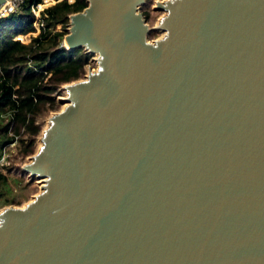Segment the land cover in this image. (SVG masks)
<instances>
[{
    "label": "water",
    "instance_id": "obj_1",
    "mask_svg": "<svg viewBox=\"0 0 264 264\" xmlns=\"http://www.w3.org/2000/svg\"><path fill=\"white\" fill-rule=\"evenodd\" d=\"M88 2L66 38L98 67L0 212V264H264V0L158 2L153 29L146 0Z\"/></svg>",
    "mask_w": 264,
    "mask_h": 264
},
{
    "label": "trees",
    "instance_id": "obj_2",
    "mask_svg": "<svg viewBox=\"0 0 264 264\" xmlns=\"http://www.w3.org/2000/svg\"><path fill=\"white\" fill-rule=\"evenodd\" d=\"M33 1L26 0L19 13L0 20V153L17 140L24 157L36 152L42 131L38 119L59 109L61 87L81 79L92 60L84 48L68 50L62 45L70 16L84 11L88 0H54L43 11L44 28L24 44L15 38L35 32ZM8 186L0 173V187Z\"/></svg>",
    "mask_w": 264,
    "mask_h": 264
},
{
    "label": "rangeland",
    "instance_id": "obj_3",
    "mask_svg": "<svg viewBox=\"0 0 264 264\" xmlns=\"http://www.w3.org/2000/svg\"><path fill=\"white\" fill-rule=\"evenodd\" d=\"M163 1L166 0H146V2L140 6L139 12L145 15L146 24L150 29L157 27L161 22L162 18L166 15L165 12L155 10L157 3ZM55 3L56 1L54 0L43 1L42 6L44 9H46L50 6H53ZM58 30H61V27H58ZM69 34L70 25L68 28L67 35ZM165 34V32L160 30H152L147 35L148 42H154L156 40L162 39ZM29 36L27 35V37L22 39V41L25 42L24 44H28L31 42L33 36ZM66 36L64 37L62 42V45L65 48H67L65 45ZM16 38H18V36ZM90 55L92 56V60L91 65L89 67H91L92 70H96L98 67L96 63L97 56L95 54ZM89 67H87L85 75L88 74ZM84 76L79 80H83ZM65 85L66 84L61 87L62 93L57 96L59 109L57 111H50L38 119V123L42 127V131L36 139L37 148L35 154L41 147L40 139L42 137L43 131L49 126L50 117L55 113L60 112L65 106V104L60 101L61 98L66 97V92L63 89ZM21 148V143L16 144L14 147H9L8 154L10 156L8 158V165H6L3 169H0V173L7 177V182L9 185V189L6 190H4L3 187H0V194H3L0 195V212L8 207H25L29 202L34 199L35 196H37L41 192L42 179L36 176H32L27 172H24L22 169L26 164L30 163L31 158L35 154L28 157H24L20 152Z\"/></svg>",
    "mask_w": 264,
    "mask_h": 264
},
{
    "label": "built area",
    "instance_id": "obj_4",
    "mask_svg": "<svg viewBox=\"0 0 264 264\" xmlns=\"http://www.w3.org/2000/svg\"><path fill=\"white\" fill-rule=\"evenodd\" d=\"M6 1L7 2L5 9L0 13V20L6 19L13 14L19 13L26 2V0H6ZM43 1H48V0H43ZM31 9H32V13L35 16V22H34L35 32L28 34V36L30 35L36 37V35H38L41 32L42 28H44L42 14L45 9L42 6V2L37 3L36 0L32 2ZM25 37H27V35L26 36L20 35V37L18 36V38L15 39L21 41L22 43H25L22 41V39ZM16 144H18L17 140H15L12 144L6 146L4 148V151L0 153V169H3L6 165H8V158L10 156L8 154V148L14 147Z\"/></svg>",
    "mask_w": 264,
    "mask_h": 264
},
{
    "label": "bare ground",
    "instance_id": "obj_5",
    "mask_svg": "<svg viewBox=\"0 0 264 264\" xmlns=\"http://www.w3.org/2000/svg\"><path fill=\"white\" fill-rule=\"evenodd\" d=\"M6 2H7V1H5V3L0 7V13L5 9ZM65 45H66V47H67L68 49H71V42H70L69 38H66V40H65ZM66 95H67V93H66ZM49 126H50V123H49ZM49 126H48V127H49ZM48 127H47V128H48ZM42 138H43V137H41V139H40L41 146L43 145V143H42ZM41 182H43V180H42ZM42 184H43V183H42ZM42 184H41V189H42V186H43Z\"/></svg>",
    "mask_w": 264,
    "mask_h": 264
}]
</instances>
